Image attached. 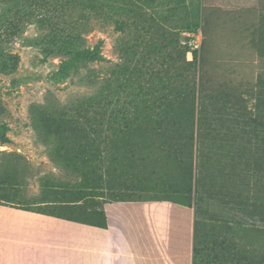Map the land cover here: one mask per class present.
Segmentation results:
<instances>
[{"label":"rangeland","instance_id":"1","mask_svg":"<svg viewBox=\"0 0 264 264\" xmlns=\"http://www.w3.org/2000/svg\"><path fill=\"white\" fill-rule=\"evenodd\" d=\"M218 6L262 24L219 15L205 56ZM134 201L189 204L222 263L264 264V0H0V264H42L9 237L19 216L102 226L105 204Z\"/></svg>","mask_w":264,"mask_h":264},{"label":"crops","instance_id":"2","mask_svg":"<svg viewBox=\"0 0 264 264\" xmlns=\"http://www.w3.org/2000/svg\"><path fill=\"white\" fill-rule=\"evenodd\" d=\"M217 10L231 29H259L262 24L257 7ZM104 214L100 227L27 213L12 225L9 237L25 244L26 254H41L42 264H64L68 258L71 264H192V208L169 201L115 202L104 205Z\"/></svg>","mask_w":264,"mask_h":264},{"label":"trees","instance_id":"3","mask_svg":"<svg viewBox=\"0 0 264 264\" xmlns=\"http://www.w3.org/2000/svg\"><path fill=\"white\" fill-rule=\"evenodd\" d=\"M217 8H203V28H202V44H201V52H203L205 48V56L207 49H209L208 46V39L213 35V32L215 31L216 26H218V16ZM121 20H115L114 24L116 25H122ZM217 23V24H216ZM221 27H224L221 25ZM202 61L204 59H201V67H202ZM202 82V81H201ZM44 115L47 123L51 125V128L54 129V132L63 133L62 124L65 123V117L66 115L64 113L59 112V109H56L55 107L52 108L51 106H45L43 108ZM148 115L147 111L139 112L138 110H135L134 112H126L125 114L122 113L120 116L117 111H110L108 115V119L113 121V125H109L110 129L118 122V124L123 122L128 123L129 125H138L142 120L145 118V116ZM153 117L149 120L148 123L152 124L150 127L152 130H154V126L157 123V120L155 119V114H152ZM155 119V120H154ZM117 126V125H115ZM119 126V125H118ZM50 127V126H49ZM115 131V132H114ZM113 133H117L116 136L120 139L123 132L115 128ZM190 208H192L191 205H185ZM25 210V209H24ZM105 225V214L103 212V224L100 227H104ZM205 238V241H204ZM217 238V237H216ZM216 238H213V236H210L207 231H205V234L202 232V225H199L198 222L194 221V233H193V250H192V264H224L222 263L223 255L219 251V248L222 247L221 241L217 240Z\"/></svg>","mask_w":264,"mask_h":264}]
</instances>
